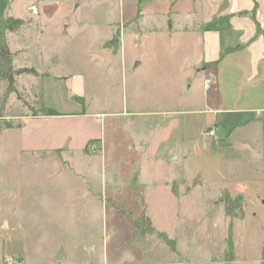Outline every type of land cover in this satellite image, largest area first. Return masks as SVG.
<instances>
[{
    "label": "rangeland",
    "instance_id": "374dc122",
    "mask_svg": "<svg viewBox=\"0 0 264 264\" xmlns=\"http://www.w3.org/2000/svg\"><path fill=\"white\" fill-rule=\"evenodd\" d=\"M24 4L22 26L4 35L13 68L39 73L15 75L14 91L0 78V264L15 253L26 264H261L264 104L236 91L243 99L223 105L253 111L209 112L218 105L205 102L202 75L186 69L175 28L145 33L142 46L110 47L116 0H0V34ZM139 53L142 64L133 60ZM79 74L82 94L69 96ZM204 79L212 87L213 76ZM65 97L101 113L102 144L27 145L22 117L54 103L62 110ZM220 121L232 122L229 139L218 134ZM213 128L216 136L204 134ZM143 214L176 251L133 225Z\"/></svg>",
    "mask_w": 264,
    "mask_h": 264
},
{
    "label": "crops",
    "instance_id": "0c3cea01",
    "mask_svg": "<svg viewBox=\"0 0 264 264\" xmlns=\"http://www.w3.org/2000/svg\"><path fill=\"white\" fill-rule=\"evenodd\" d=\"M43 1L35 0V3L38 5ZM116 2L120 9L119 18L108 22V34L104 40L109 43L110 47L123 50L127 44H132V42L133 47L142 46L143 43L138 40L145 36V33L154 31L157 34H163L165 30L175 28L174 31L178 32L179 37L182 36V46L188 54L185 60L186 69L194 78L198 74L202 75V87L206 91L205 102L211 101L212 104L218 105L208 107L209 112L226 111L234 114L243 113L246 110L247 112L253 111V109L235 106L226 108L223 105L228 101L243 99V93L238 92L235 95L236 91L248 90L250 91L249 98L264 104L262 91L264 89V0H116ZM27 6L28 4H24L21 17L10 15L1 21L3 26L1 35L11 36L12 32L5 30L3 23L9 17L24 19ZM39 14H37L38 18ZM165 14L167 17L164 19ZM166 34L169 37L173 36L171 31ZM113 36L118 38L116 44L110 43ZM142 55L139 53L134 56V62L142 64ZM30 67L36 71L34 75L39 73L35 66ZM30 67L20 66L18 68ZM183 69L185 70V66ZM24 74L23 76H26L28 73ZM44 74H40L38 78ZM208 75L213 76L214 84L205 89L204 77ZM76 76L77 78L71 79L69 83L67 91L69 96L82 94L85 86L84 74ZM47 77L52 81L51 76ZM47 85V83L39 84V92L41 88L44 91ZM43 99L45 103V96ZM55 105L57 104L49 105L52 112L22 117L18 129L27 145L63 152L66 149H86L87 142L93 139L97 140V144L100 142L102 144L101 113L88 112L85 100L80 103L65 97L61 104H58L63 105L62 110ZM259 109L264 110V107ZM214 123H216L218 134L226 135L225 139H229L228 134L233 128L231 127L232 122ZM154 126V123L150 125L151 128ZM137 188L138 186H136L138 192L139 188L138 190ZM175 243L177 245V242ZM262 255L261 264L264 263V246ZM19 257L26 264L24 258Z\"/></svg>",
    "mask_w": 264,
    "mask_h": 264
},
{
    "label": "trees",
    "instance_id": "16d2710c",
    "mask_svg": "<svg viewBox=\"0 0 264 264\" xmlns=\"http://www.w3.org/2000/svg\"><path fill=\"white\" fill-rule=\"evenodd\" d=\"M23 21L18 18H7L6 21L3 23L4 29L10 32H14L15 30L19 29L22 25ZM259 28V27H257ZM259 32H261L259 28ZM264 34V33H263ZM35 73V69L33 67L30 68H18L14 69L12 66V53L9 51V47L7 45V41L5 36L0 34V78L7 81V91H14V77L15 75L22 74V73ZM34 115H37L34 113ZM97 140L93 139L90 141V144H93ZM145 221L144 225L142 224ZM133 225L136 228H144L145 232L153 234L157 233L163 242L170 247L171 250H176V243L174 239H170L164 232L155 230L150 225V220L143 214L141 218L134 219L132 221ZM147 224V225H146ZM143 225V226H142ZM146 225V226H145ZM139 228V229H140ZM264 264V263H262Z\"/></svg>",
    "mask_w": 264,
    "mask_h": 264
},
{
    "label": "built area",
    "instance_id": "2783aa9c",
    "mask_svg": "<svg viewBox=\"0 0 264 264\" xmlns=\"http://www.w3.org/2000/svg\"><path fill=\"white\" fill-rule=\"evenodd\" d=\"M209 83H210V80L206 79L204 81V86H207ZM204 134H206L207 136H211V137L216 136L214 128L212 130L206 131ZM4 263L5 264H24V262H22V259L15 254L6 255L4 258Z\"/></svg>",
    "mask_w": 264,
    "mask_h": 264
},
{
    "label": "water",
    "instance_id": "95a60500",
    "mask_svg": "<svg viewBox=\"0 0 264 264\" xmlns=\"http://www.w3.org/2000/svg\"><path fill=\"white\" fill-rule=\"evenodd\" d=\"M117 40H118L117 36H113V38L110 40V43L111 44H115L117 42ZM57 259H62V253H61V251H59L58 256H57Z\"/></svg>",
    "mask_w": 264,
    "mask_h": 264
}]
</instances>
